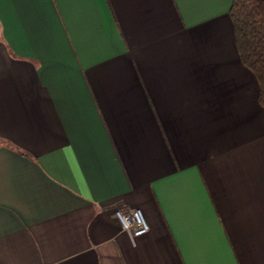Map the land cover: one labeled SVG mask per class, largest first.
<instances>
[{"label": "crops", "instance_id": "obj_1", "mask_svg": "<svg viewBox=\"0 0 264 264\" xmlns=\"http://www.w3.org/2000/svg\"><path fill=\"white\" fill-rule=\"evenodd\" d=\"M231 5L0 0V264H264V107Z\"/></svg>", "mask_w": 264, "mask_h": 264}, {"label": "trees", "instance_id": "obj_2", "mask_svg": "<svg viewBox=\"0 0 264 264\" xmlns=\"http://www.w3.org/2000/svg\"><path fill=\"white\" fill-rule=\"evenodd\" d=\"M230 16L241 62L256 76L264 107V0H232Z\"/></svg>", "mask_w": 264, "mask_h": 264}, {"label": "built area", "instance_id": "obj_3", "mask_svg": "<svg viewBox=\"0 0 264 264\" xmlns=\"http://www.w3.org/2000/svg\"><path fill=\"white\" fill-rule=\"evenodd\" d=\"M116 216L132 241L148 233L149 224L140 209H119Z\"/></svg>", "mask_w": 264, "mask_h": 264}]
</instances>
